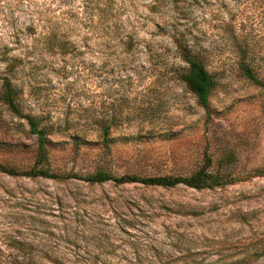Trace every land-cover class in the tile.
<instances>
[{
  "label": "rangeland",
  "instance_id": "374dc122",
  "mask_svg": "<svg viewBox=\"0 0 264 264\" xmlns=\"http://www.w3.org/2000/svg\"><path fill=\"white\" fill-rule=\"evenodd\" d=\"M179 48L215 79L206 108ZM241 62L264 86V0H0V96L40 118L57 175L0 173V264H264V89ZM205 149L229 183L80 179L187 176ZM34 153L0 100V164Z\"/></svg>",
  "mask_w": 264,
  "mask_h": 264
},
{
  "label": "trees",
  "instance_id": "16d2710c",
  "mask_svg": "<svg viewBox=\"0 0 264 264\" xmlns=\"http://www.w3.org/2000/svg\"><path fill=\"white\" fill-rule=\"evenodd\" d=\"M178 52L179 58L185 64L184 67L177 72L178 80L184 85L185 89L193 95L197 104H199L202 108H206L208 95L215 86V79L206 71L204 65L192 51L186 48H179ZM238 69L245 79L264 89L263 84L257 79L248 65L241 62L238 65ZM0 100L13 116L20 118L25 122L28 133L33 135L35 138V153L31 167L27 171L17 172L11 167L0 164V173L7 174L9 176L21 175L29 178H56L57 175L52 172L48 159L47 131L46 128L41 125L40 118L37 116H29L21 111L19 103L15 98V92L8 82H5L4 84ZM262 114L264 117V100ZM100 135L102 144L106 146L109 141L107 127L101 128ZM256 171V173H258V170ZM73 177L77 176L73 175ZM80 179L92 184L111 181L116 184L138 183L145 186H155L161 188H171L180 184L187 188L201 190L227 184L233 178L213 168L212 158L207 154L205 149L202 154L200 166L187 176L164 175L140 177L135 175H122L117 177L109 174L99 167L92 173L87 174Z\"/></svg>",
  "mask_w": 264,
  "mask_h": 264
}]
</instances>
